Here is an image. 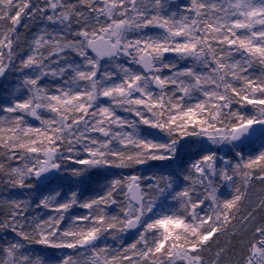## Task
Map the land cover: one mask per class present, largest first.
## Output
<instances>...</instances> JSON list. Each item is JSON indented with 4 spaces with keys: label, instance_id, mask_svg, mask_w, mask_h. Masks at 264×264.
<instances>
[{
    "label": "snow or ice",
    "instance_id": "6c2138e0",
    "mask_svg": "<svg viewBox=\"0 0 264 264\" xmlns=\"http://www.w3.org/2000/svg\"><path fill=\"white\" fill-rule=\"evenodd\" d=\"M0 264H264V0H0Z\"/></svg>",
    "mask_w": 264,
    "mask_h": 264
},
{
    "label": "rangeland",
    "instance_id": "374dc122",
    "mask_svg": "<svg viewBox=\"0 0 264 264\" xmlns=\"http://www.w3.org/2000/svg\"><path fill=\"white\" fill-rule=\"evenodd\" d=\"M229 240H230L229 236H224V237H221V239H220V241L218 243H220L221 245L227 246Z\"/></svg>",
    "mask_w": 264,
    "mask_h": 264
},
{
    "label": "trees",
    "instance_id": "16d2710c",
    "mask_svg": "<svg viewBox=\"0 0 264 264\" xmlns=\"http://www.w3.org/2000/svg\"><path fill=\"white\" fill-rule=\"evenodd\" d=\"M213 239H215V237H213ZM211 242V241H210Z\"/></svg>",
    "mask_w": 264,
    "mask_h": 264
}]
</instances>
